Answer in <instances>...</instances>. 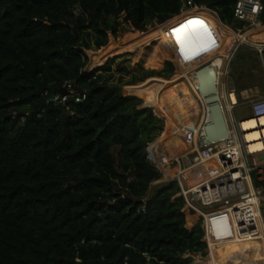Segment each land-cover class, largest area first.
<instances>
[{
  "label": "trees",
  "instance_id": "1",
  "mask_svg": "<svg viewBox=\"0 0 264 264\" xmlns=\"http://www.w3.org/2000/svg\"><path fill=\"white\" fill-rule=\"evenodd\" d=\"M195 1L225 24L216 15L181 14V0H0V264H190L185 253L205 249L200 225L186 226L178 185L153 189L162 172L148 154L161 119L112 79V56H140L138 38L109 41V32L119 36L123 25L139 33L156 21L160 26L139 35L149 44L159 39L146 53L147 66H158L168 51L185 71L186 58L195 67L228 53L234 35L228 25L244 23L234 15L237 0ZM188 21L203 25L174 31ZM208 33L215 43L204 47ZM92 48L99 49L90 55L89 68H95L85 71ZM241 57L253 55L245 50ZM173 70L165 62L149 75ZM182 76L136 84L154 87L153 94L168 101L153 106L172 119L160 146L166 161L191 150L202 120ZM65 80L88 91L84 101L69 102L74 115L47 102L64 92ZM9 107L30 114L20 123L3 113ZM260 225V237L218 247L216 263L264 264L263 216Z\"/></svg>",
  "mask_w": 264,
  "mask_h": 264
},
{
  "label": "built area",
  "instance_id": "2",
  "mask_svg": "<svg viewBox=\"0 0 264 264\" xmlns=\"http://www.w3.org/2000/svg\"><path fill=\"white\" fill-rule=\"evenodd\" d=\"M181 2V14L209 9L195 0ZM262 11L261 0H237L234 15L237 20L250 21L252 24L260 18ZM128 26L134 29L132 25ZM180 55L183 57L182 53ZM228 55L223 54L221 57ZM223 60L221 65H213L212 58L195 67L187 58L184 60V66L194 76L201 67L213 65V91L204 95L194 81L196 89L201 92L199 94L197 91L202 109V120L197 128L194 147L168 164H155L162 173L169 172V182L178 185L177 196L184 200L182 211L186 218L194 217V226L199 224L203 231L205 249L185 253L191 260L190 264H217L212 249L226 243L254 240L262 232L260 222L264 217V136L259 139L261 147L251 149L246 138L248 131L242 126V120L248 117L237 118L232 113L241 97L250 103L249 117L259 119L264 115V95L239 96L237 90L230 86L225 91L227 84L219 82L220 74H228ZM90 70L92 69L85 68V71ZM63 89L62 94L48 98L47 102L65 106L74 115L76 111L69 107V102L84 101L88 91L74 80H65ZM232 95L236 97V102ZM3 113L20 123H24L30 114L29 111L23 113L14 107L7 108ZM165 166L168 167L167 170H164Z\"/></svg>",
  "mask_w": 264,
  "mask_h": 264
},
{
  "label": "rangeland",
  "instance_id": "3",
  "mask_svg": "<svg viewBox=\"0 0 264 264\" xmlns=\"http://www.w3.org/2000/svg\"><path fill=\"white\" fill-rule=\"evenodd\" d=\"M209 10H211V9H209ZM212 12L214 15H216L219 18V16L217 15L216 12H214V11H212ZM194 16L200 17L198 15H194ZM219 20L221 21L220 18H219ZM222 23H224V22H222ZM243 25H244V27H240V28H233L232 26L228 25L231 28V30L233 32H235V34L232 36L233 41H235V42L238 41V39H239L238 37L240 36V34H243L246 31L253 30V29H259V28L263 27L264 21L261 18H258L255 21V23L251 24L250 21H245L243 23ZM158 26H160V24L157 23L156 21H153L148 25L147 31L138 33L136 30L132 29L130 26L123 25L122 26L123 29L120 31L119 36H116V35L112 34L111 32H109V41L111 39H114L115 43L118 45L119 43H124L126 37L134 38L135 37L134 34H136V33H138V35L144 34L150 30L157 28ZM164 29L165 28H162L160 30V32H162L163 34H164V32H163ZM258 43H262L263 46L262 47L258 46L257 45ZM236 44L240 45V47L238 49L242 48L244 50H247L248 53L251 52L253 55V58H254V59H249V62L246 63V65L244 66V72H243L244 80H240V82H242L243 84L244 83H248V84L254 83L259 89V94L264 95V41L247 40V41H242L239 43L236 42ZM153 45H154V42H150V44L142 45L141 46L142 53H140V56L138 58L136 57V52H134V51H128V52L120 53L117 55H113L112 57H114V58H113V62H112V74H113L112 79L115 82H118V83L122 82V84H124L123 85V93L125 95H135V96L139 97L142 100V103L140 104V106L143 104L148 105V107H151L153 109L154 114L159 119H161L162 129L160 130V134L153 139L151 146H150L151 147V152H150L151 154H148V157L154 164H159L161 162H163V164H168L169 161L164 160L160 156L159 153H160L161 142L164 139V137L170 131V128L172 125V119L169 115H167L164 112L153 107L155 104H159V102H161L164 105V107H166L168 104V101L165 97L163 98L157 93L153 94L154 87H152V91H147L146 90L147 86L144 87V86L136 85V84L147 83L150 79H152L154 77L155 78L156 77L165 78L164 80H157V82H166V81L170 80L176 74L184 73L187 71H185V69L180 67L179 57L177 56L176 52H172V51H168L169 57L167 56V54H164L163 61H161L158 66H147L145 56H146V53L150 50V48H152ZM258 48H262L263 49L262 52H260L258 50ZM98 50L95 48L87 50V54L89 55V62L87 64L88 68H89V63L91 61L90 55H92V52H97ZM167 50L165 49V51H167ZM110 57H108L107 59H109ZM165 62L173 63V65H174L173 73H171L170 75H166V76L157 75L156 74L157 71H159L161 69V66ZM219 71L221 72V69H219ZM152 72H156V73H154L153 76L149 75ZM182 78H183V76H182ZM132 79H136V83L135 84H127V83H130L132 81ZM184 79L185 78H183L182 80H184ZM228 80H229L228 74H226V73L223 75L220 74V77H219L220 84H222L223 82L226 83ZM132 85H134V86H132ZM128 86H131V87H128ZM224 90L227 91L228 87H226ZM196 91H197V89H196ZM212 91H213L212 86H211V88L209 86H206L202 90V93L204 95H209V94H211ZM198 92H199V94L201 93L200 91H198ZM198 92L196 95L197 96L196 100L198 103V110L202 113L201 101L198 98ZM155 109L157 112L155 111ZM232 114H233V116H235L237 118L249 117L250 116V103L245 102V100L241 99V97H240L239 104L233 109ZM169 177H170L169 172L161 173V177L156 182L153 189L156 186H159L163 183L169 182ZM258 242H260V241H258Z\"/></svg>",
  "mask_w": 264,
  "mask_h": 264
},
{
  "label": "bare ground",
  "instance_id": "4",
  "mask_svg": "<svg viewBox=\"0 0 264 264\" xmlns=\"http://www.w3.org/2000/svg\"><path fill=\"white\" fill-rule=\"evenodd\" d=\"M187 13H190L192 15H198V16L204 17V18H208V17L214 15L211 10L205 9V8L193 10V11H190ZM187 13H185V14H187ZM262 29H263V27H261L259 29L249 30L243 34H240V36L238 37L239 38L238 42L247 41V40L264 41V39H263L264 38V32H262ZM166 30L167 29L165 28L163 32L165 33ZM161 34H163V33L161 32ZM234 34H235V32H234ZM134 36L136 38H138L136 43H135L136 50H141L142 45L149 44V41L146 40L145 37H140L137 33L134 34ZM235 43H236L235 41H232V46H234ZM258 45H260V44H258ZM221 55H223V54L222 53L212 54L207 60H210L213 58V65H221L222 62H220V60H223ZM213 65H206V66L201 67L200 69H198L197 72H195V76L193 74H190L188 71L182 73V75L188 81V83L190 84V86L192 87V89L194 90L196 95H197L198 90L196 91V86H195L194 81H196V83L199 85L200 90H203L206 86H209L211 88L212 81L215 77V71H214ZM146 90L152 91V87L147 86ZM232 98H233L234 102L237 101V99L234 95H232ZM242 126H243L244 130L248 131L246 138H247L248 142H250L251 149H259L262 145V143L259 139L264 136V115L261 116L259 119H256L254 117H248L246 119H243L242 120ZM196 132H197V130H196ZM196 132L194 133L193 139L191 142V150L193 149L194 144H195ZM191 150H189L188 152H190ZM172 158L176 159L178 157L172 156ZM236 243L234 242V243H231L230 245H238V244H241L243 242H240L237 244ZM212 250H213L212 251L213 256L215 258H218L219 254L217 252H215L216 251L215 249H212ZM240 264H246V261H243Z\"/></svg>",
  "mask_w": 264,
  "mask_h": 264
},
{
  "label": "crops",
  "instance_id": "5",
  "mask_svg": "<svg viewBox=\"0 0 264 264\" xmlns=\"http://www.w3.org/2000/svg\"><path fill=\"white\" fill-rule=\"evenodd\" d=\"M200 18H204V17H200ZM261 18V16H260ZM244 27V25H243ZM262 32H264V26H263V29H262ZM233 40V37L231 38ZM264 39V38H263ZM151 42H154V45H158L159 44V41H157L156 39L152 40ZM238 42V41H236ZM239 43V42H238ZM260 44V45H258ZM257 45L262 47L263 44L262 43H258ZM152 46V48H153ZM240 47V45L238 44H234V46H232L230 49H229V52H228V56H224L223 57V61L224 63L227 65V69H228V77H229V80L226 82L227 84V87L230 86V87H234L239 96H241L242 94H247V95H261L259 94V89L258 87L254 84V83H251V84H248V83H242L240 82V80H244V66L246 65V63L249 62V59H245V58H236V55L240 52H245L244 49H238ZM150 48V49H152ZM258 50L260 52H262V48H258ZM254 59V58H252ZM220 62H222V60H220ZM245 82V81H244ZM229 88V87H228ZM194 217H192L191 219L186 218V226L188 228H192L194 226Z\"/></svg>",
  "mask_w": 264,
  "mask_h": 264
},
{
  "label": "snow or ice",
  "instance_id": "6",
  "mask_svg": "<svg viewBox=\"0 0 264 264\" xmlns=\"http://www.w3.org/2000/svg\"><path fill=\"white\" fill-rule=\"evenodd\" d=\"M193 24H200V25H203V22L202 21H188V24L187 25H181V27L179 29H175L174 31L179 34L181 32V30L185 29L188 27V25H193ZM179 42V40H178ZM215 43V40L214 38H212L211 34L208 33V43H206L204 45V47H208L210 46L211 44H214ZM193 55H195V52L193 53Z\"/></svg>",
  "mask_w": 264,
  "mask_h": 264
},
{
  "label": "water",
  "instance_id": "7",
  "mask_svg": "<svg viewBox=\"0 0 264 264\" xmlns=\"http://www.w3.org/2000/svg\"><path fill=\"white\" fill-rule=\"evenodd\" d=\"M95 68V67H94ZM94 68H92V69H94ZM140 108H144V107H148V105H146V104H143V105H141V106H139Z\"/></svg>",
  "mask_w": 264,
  "mask_h": 264
}]
</instances>
